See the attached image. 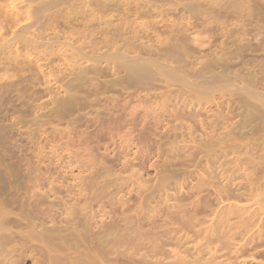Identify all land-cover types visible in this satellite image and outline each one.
Wrapping results in <instances>:
<instances>
[{
	"label": "bare ground",
	"instance_id": "1",
	"mask_svg": "<svg viewBox=\"0 0 264 264\" xmlns=\"http://www.w3.org/2000/svg\"><path fill=\"white\" fill-rule=\"evenodd\" d=\"M22 1L25 2L24 9L19 12L12 2L0 0V29L3 28L8 32L6 29L10 31L11 27H16L11 31L10 36L0 39L1 262L2 260L11 261L15 254V257H18L16 259L20 260V256L24 257L23 253L27 252L24 250L26 246L34 242L39 243L38 245L34 243V247H38L40 254L36 255L32 252L35 255L33 254L31 258L40 255V259L36 260L37 257L34 259L36 262L33 260L37 264H82L81 256L90 258L92 263L97 262V258L101 257L105 264H112L108 263L115 259L112 258V254L116 259L121 254L126 255L125 258H127L125 253L129 251H126V248L131 249L130 242L127 241L129 247L124 246L126 252L121 253L124 252L123 250L119 252L120 243L122 245L120 249H123L122 243L126 241L121 237L128 236L124 235L126 230L124 231V228L122 230V227L121 229L117 227L120 232L124 231L121 233L116 231V226H110L112 224L109 225L110 228L104 227L103 230L98 229L97 226H95L97 230L95 227L91 229L92 221L90 225L88 222L81 224L80 217L82 218L83 215H80L79 219V214H76L77 218H72L67 215L70 211L64 212L67 215L66 218L70 217L64 225L56 224L54 221L53 224L51 221L45 222L47 216L44 214L47 213L45 211L48 208H43L45 213L42 216L40 206L44 205L48 197L40 194L43 191L37 192L39 194L34 192L38 195L36 199L25 200L24 196V198L15 197L17 194H13L16 200L11 199V189L17 186L16 188L21 187L24 190L21 183H24L26 179L21 174L22 170L16 168L14 163L17 160L11 159L14 158L11 152L5 156L6 152L3 153V150L12 151L11 149L26 145H23L16 137L19 130L29 131L37 127H46L49 123L64 120L67 115L74 116L80 111L82 114H77L73 119L67 118L70 124H77V122L79 124L84 116L93 113L96 114V118L93 115L91 120L100 122L103 118L101 115H108L106 113L111 112L112 108H107L110 102L118 99L117 96L113 97L112 93L122 98L141 92L146 95L150 93L153 95L152 92L154 95L160 93V96L166 94L168 97L169 94L178 96L184 93L189 95L192 101H204V103L226 97V101H219L220 106L226 103L227 106H224L229 112L245 117L243 124L245 121L247 125L254 123L251 132L242 134V131L234 130L233 132L236 134L240 132L238 133L240 137L250 133L256 143L264 139V0ZM66 38L69 39L65 41ZM67 44L70 46L71 53L69 59L62 53H58L60 50L63 52L62 49L65 45L67 47ZM51 77L53 81H50ZM50 82H60L59 86L54 88L55 91H53L54 84ZM60 88L62 90L59 91ZM48 95L51 97L49 102L42 100L43 102L38 103ZM102 101H105V104ZM106 101L109 102L108 105ZM121 101L124 102V100ZM196 102L194 104L197 105ZM200 105L203 104L198 106ZM197 112H200L199 109ZM110 114L109 118L112 116ZM97 116L102 118L97 119ZM86 120L89 122V119ZM65 121L67 122L66 119ZM67 123L69 125V122ZM90 123L92 125V122ZM80 125L82 124H79V127ZM247 125L245 124V128H248ZM98 126L99 123H97ZM74 127H68L66 130L69 131L71 130L69 128ZM81 127L85 130L83 125ZM106 128L109 129V127ZM56 129L59 128L54 129L58 133L61 128ZM221 134L223 130L219 135ZM76 135L73 134L74 137ZM59 136L60 133L57 138ZM70 137L68 136V141ZM74 137L73 140L71 138L73 142ZM49 138L51 140V134ZM207 138H210L209 135ZM209 141L211 146L214 141L212 138V143ZM29 149L32 150V147ZM25 157L20 156L21 159H18V161L21 160L20 163H23L20 167H25ZM6 160L8 162L4 164ZM33 167L36 168V166ZM35 168L32 171L35 172L37 170ZM25 169L27 173V167ZM29 182L33 183L30 180ZM36 184L34 182L32 186L37 187ZM18 185L21 186L18 187ZM28 185L27 182L24 187ZM27 188L25 191L32 192L31 185H29L30 189ZM77 204L76 201L74 205L77 207ZM56 211L61 213L58 207ZM50 212L51 208L48 216ZM53 213L56 214L55 211ZM64 213L61 214L64 215ZM72 214L75 215L73 212ZM61 217L60 219H65ZM85 219L88 221L90 218L83 217V220ZM117 232L119 237L116 238L114 236ZM145 237L150 236L145 235ZM129 239H132L131 236ZM151 242L149 245H153ZM137 246L139 247V243ZM150 247L146 246V251L143 253L151 252L152 247ZM132 252L137 253L133 250ZM132 252L128 254L131 255ZM145 254L136 256L142 259L140 263L147 264ZM130 255L129 259L131 257L133 259L134 256ZM5 261L0 264H4ZM181 262L187 263L184 260ZM189 264L192 263L189 262Z\"/></svg>",
	"mask_w": 264,
	"mask_h": 264
},
{
	"label": "rangeland",
	"instance_id": "2",
	"mask_svg": "<svg viewBox=\"0 0 264 264\" xmlns=\"http://www.w3.org/2000/svg\"><path fill=\"white\" fill-rule=\"evenodd\" d=\"M6 1L16 5L19 12L24 9L25 2L22 0ZM15 29L14 26L10 31L6 29L8 32L3 28L0 29V39L10 36L11 31ZM66 36L69 35L66 34ZM67 39L69 38L64 40ZM65 46L62 49L63 52L60 50L58 53H62L69 59L70 46L68 44L67 47ZM51 79L52 77L50 81H53ZM50 83L55 86L52 85L53 91L60 84V82ZM150 94L133 93L129 97L126 96L127 98H122L112 93L113 97H118L110 102V106H107L112 108L111 112L114 109L112 114L110 111L106 113L112 115L110 116L112 118L110 119L108 115H101L103 118L97 116V119L103 120L105 117V122L102 119L97 122V120H91L93 115L96 118L95 113L88 114L79 122L85 130L81 127L82 125L79 127L78 122V125L76 123L72 125L67 119L69 117L73 119L77 114H82L80 111L74 116L67 115L64 120L47 124V128L42 126L36 129L33 126V129L29 131L25 129L17 131L16 137L19 141L30 147L24 145L11 149L12 151L3 150V153L6 152V156L11 152L10 154L14 156L11 158L9 155L11 159H16L19 163H14L13 160L16 168L22 170L20 173L31 185L33 193L30 190L25 191L26 187L29 188V185L24 187L27 183L25 180L21 183L24 190L20 187L21 185H18L20 188L16 186L11 189V199L16 194L15 197L24 196L25 200L36 199L39 194L37 192L43 191L40 194L48 197L43 203L45 207L40 206L42 216L47 212L44 214L47 216L45 222L51 221L53 224L54 221L56 224L64 225L68 218H77L76 214H79L78 219L80 215L90 218L86 221L80 217V223L88 222L90 225L93 222L91 227L89 226L91 229L97 226L98 229L103 230L104 227L110 228L114 225L116 231L120 232L121 227L122 230L124 228V231L126 230L124 235L128 236H120L126 241H124L125 244L122 243L123 249H120L121 243L118 249L119 252L124 251L121 253L129 251L125 253L127 258H125L126 255L121 254L119 258L117 256V260L112 254V258L116 260L108 263L138 264L140 260L142 261L138 257L145 254L143 252L146 251V246H151L152 250L148 248L151 250V252L148 251L150 254L146 252L144 256L148 260L147 264H179V262L184 264L181 260L188 264L189 262L192 264H264V139L256 143L250 133L240 137L238 134L240 132H237L238 135L233 132L234 130L242 131L241 134L251 132L254 123L248 126L245 121L248 127L245 128L243 124L245 117L229 112L225 107L226 103L220 106L219 101H226V97L220 100L216 98L212 101L214 103L207 101L204 103V101H192L193 99L184 93L178 96L169 94V97L166 94V96H160V93L154 95V92H152L153 95ZM50 98L49 95L45 96L38 103L44 100L49 102ZM195 102L198 104H194ZM116 103L118 105H115ZM199 104L204 106H198ZM218 106L220 107L217 108ZM198 109L201 113L197 112ZM180 111L186 114L183 115ZM219 111L221 112L216 113ZM86 119H89V122ZM103 124L106 126L101 127L100 125ZM55 127L61 128V132L56 129L59 130L57 133L54 130ZM68 127L76 129L69 128L71 130L67 131ZM91 128L97 129H93L92 132ZM222 130L221 137L219 134ZM87 132L90 133L87 134ZM59 133L60 139L57 138ZM73 134L76 136L74 137ZM68 136H71L69 141ZM208 141L212 143L211 146ZM31 147L32 150H28ZM31 151L35 155L31 154ZM20 156L25 157L24 166L29 173L25 172V167H20V164H23L20 163L21 160L18 161ZM7 162L6 160L4 164ZM34 168L37 169L35 172L32 171ZM29 180L37 183L38 186H32L33 183L30 184ZM75 200L78 203L77 207L74 205ZM46 204L53 207H48ZM57 207L60 208L61 213L70 211L71 215L67 213L70 217L66 218L65 213V216L57 213L59 211H56ZM43 208L49 210L51 208L50 218L49 210L44 212ZM54 211L58 215L52 217L56 215ZM59 215L65 219H60ZM47 223L46 225L49 226ZM172 228L175 229L172 230ZM118 232L113 236L119 237ZM130 236L132 239H129ZM140 237H142L141 240ZM127 241L130 242L131 249L126 248L125 251L124 246L129 247ZM150 241L153 245H149ZM34 243L26 246L24 250L27 252H22L24 257L20 256V260L16 259L18 257H15V254L11 261L2 260L1 262L0 259V263L5 261L6 264H37L34 263V259L36 257V260L40 259V255L31 258L34 253L40 254L38 247H34ZM134 247L138 249H133ZM132 250L137 253L135 254ZM130 252H132L131 255L128 254ZM26 254L28 257L25 256ZM129 255H133L134 258L129 259ZM81 257L82 264L106 263L101 257L93 263L90 258ZM133 260L136 262L134 263Z\"/></svg>",
	"mask_w": 264,
	"mask_h": 264
}]
</instances>
